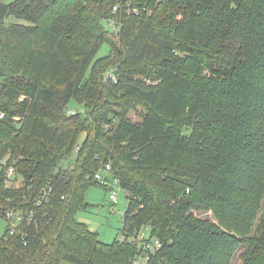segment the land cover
<instances>
[{"label":"trees","instance_id":"16d2710c","mask_svg":"<svg viewBox=\"0 0 264 264\" xmlns=\"http://www.w3.org/2000/svg\"><path fill=\"white\" fill-rule=\"evenodd\" d=\"M106 164L112 244L77 220ZM1 204L0 264H134L145 228L147 264H264V0H0Z\"/></svg>","mask_w":264,"mask_h":264},{"label":"rangeland","instance_id":"374dc122","mask_svg":"<svg viewBox=\"0 0 264 264\" xmlns=\"http://www.w3.org/2000/svg\"><path fill=\"white\" fill-rule=\"evenodd\" d=\"M5 3H10L15 0H1ZM7 19L9 23H22L28 24V22L24 19H20L18 17L10 16ZM106 24V23H105ZM109 27L110 25L107 24ZM109 50V46L104 45V47L98 53V56L105 55ZM71 110L76 109L79 105L75 102H71ZM12 111H16V107L11 108ZM131 117L134 120H138V116L135 112H131ZM18 120V119H17ZM82 137V136H81ZM75 158V155H73ZM21 174H15L14 180L6 181V186L12 187L13 186H20L21 182ZM118 191L119 202L118 204L112 206L111 201L109 199V192L101 185L95 184L86 190V200L89 203V208L81 209L78 211L77 220L79 222H83L87 224V226L95 233H98L99 239L103 242L112 244L115 240H120L123 238V229H124V212H125V203L126 197L124 192L119 188H116ZM0 207L3 209L4 205L1 204ZM12 209V208H8ZM4 208V214L8 210ZM200 217H207L213 219L212 213L210 211H204L200 215ZM8 221L5 217L0 215V237H2L7 231ZM148 230L147 228H145ZM137 263L134 264H147V260L144 256L139 257L137 259ZM239 257H236L233 260L232 264H239ZM70 264V263H68Z\"/></svg>","mask_w":264,"mask_h":264},{"label":"built area","instance_id":"2783aa9c","mask_svg":"<svg viewBox=\"0 0 264 264\" xmlns=\"http://www.w3.org/2000/svg\"><path fill=\"white\" fill-rule=\"evenodd\" d=\"M120 7L121 5L115 6L113 12L118 11ZM124 8L127 10L128 13L138 14L139 12L138 8L133 9L132 4L130 3L125 4ZM109 25L115 28V21L113 19H110ZM71 112H75V109L71 110ZM1 117H3V113H1ZM78 148L79 147H77L76 150H78ZM6 174H7L6 181H11L12 179H14V175L16 174V169H14L13 167H9L7 168ZM94 179L99 181L101 185L107 187V191L109 192L108 196L112 206L118 204L119 202L118 191L116 188L122 190L124 192L125 197H127L126 190L124 189L118 178L113 173L111 164H106L105 166L101 167L98 171H96L94 175ZM44 197H46L45 194H43L42 197L38 199V202H40L41 199H43ZM27 215H28L27 213H24L20 209L12 208L11 210L10 209L7 210L5 218L8 221L7 227L8 229H10L11 233L17 231V228L20 225L21 221ZM130 240L139 243L143 247L144 252H146V257H145L146 260L150 258L149 255L150 253H155L157 249H159L162 246V241L158 237L157 238L151 237L149 235V232H147L144 229H142V231H139L137 234L131 236ZM137 262L138 261L136 260L135 263Z\"/></svg>","mask_w":264,"mask_h":264}]
</instances>
